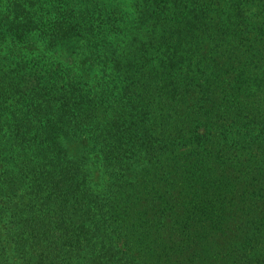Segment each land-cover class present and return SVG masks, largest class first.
Returning a JSON list of instances; mask_svg holds the SVG:
<instances>
[{
	"label": "trees",
	"instance_id": "1",
	"mask_svg": "<svg viewBox=\"0 0 264 264\" xmlns=\"http://www.w3.org/2000/svg\"><path fill=\"white\" fill-rule=\"evenodd\" d=\"M110 1L5 2L0 264H264V0Z\"/></svg>",
	"mask_w": 264,
	"mask_h": 264
},
{
	"label": "rangeland",
	"instance_id": "2",
	"mask_svg": "<svg viewBox=\"0 0 264 264\" xmlns=\"http://www.w3.org/2000/svg\"><path fill=\"white\" fill-rule=\"evenodd\" d=\"M80 1H82V0H75V3L78 4V5H82L84 2L83 3H80ZM85 1H87V0H85ZM96 1H99V0H96ZM124 1L125 0H114V4H116L118 7H121L123 5V2ZM5 2H6V0H0V6L2 7V10L0 11V15H3V14L6 15V12L8 10V8H5V6H4L5 5ZM107 2H111V1L110 0H107ZM127 6H128V8L130 7L128 4H127ZM123 8L126 10L125 7H123ZM130 8H132L133 11L135 12V9L133 8V6H131ZM133 17H134V13H133ZM0 20H1V16H0ZM143 40H145V39H143ZM215 59H219V58L217 56H215ZM212 63H214V62H212ZM84 66H85V64H83V63H80L79 64V67L82 70H83Z\"/></svg>",
	"mask_w": 264,
	"mask_h": 264
}]
</instances>
